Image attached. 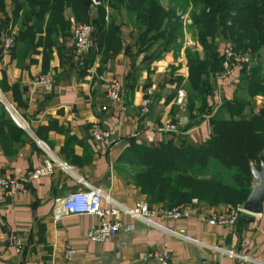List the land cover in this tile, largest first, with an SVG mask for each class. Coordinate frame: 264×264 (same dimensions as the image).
Listing matches in <instances>:
<instances>
[{
	"label": "crops",
	"instance_id": "0c3cea01",
	"mask_svg": "<svg viewBox=\"0 0 264 264\" xmlns=\"http://www.w3.org/2000/svg\"><path fill=\"white\" fill-rule=\"evenodd\" d=\"M3 3L0 35L5 28L15 36L22 10L13 22V1ZM99 3L100 0L94 2ZM104 7L106 23L114 22L120 40L115 54L104 61L103 53L86 59L74 54L70 33L58 36L47 61L42 46L33 53L17 48L14 57L3 55L0 48V90L19 112V119L14 120L0 109V114L16 126L0 120V176L10 174L27 185L26 191L15 195L0 189V264H158L147 253L161 247L168 252V264H255L230 259L213 251L214 245L264 262V213H241L231 229L208 224L213 211L226 210L222 204L210 207L195 201L188 206L186 219L170 220L160 214L153 217L160 225L197 239L199 244L140 222H135L133 232H121L100 242L87 241L86 229L97 218L85 210L86 195L77 194L68 214L54 218L56 199L81 189L75 176L108 191L124 205L135 206L145 195L126 181V168L117 162L128 138L157 145L171 137L160 126L177 120L181 125L177 138L196 144L205 142L211 133V116L239 89L238 70L227 79L216 78L207 98L209 107L192 123L188 113L175 102L179 87L176 80L181 77L184 83L186 77L183 41L177 52L158 51L157 43L146 48L140 44L142 29L134 17L124 8L114 11L106 2ZM92 15L94 18L95 9ZM64 17L70 22L75 20L69 8ZM37 35L43 36L44 32ZM173 69L176 70L171 73ZM41 73L52 75V91L45 92L34 82ZM112 77L125 84L121 109L108 106L105 85ZM143 101L148 105L146 113L140 112ZM253 102L252 113L264 109V96H257ZM222 116L226 118L227 114ZM92 122L108 130L106 141L93 140ZM39 141L47 144L50 156L66 162L73 174L67 175L56 165L52 175L31 178V171L46 156ZM152 206L157 212L162 208L161 203ZM15 239L21 240L20 252L15 249ZM66 246L74 249L70 260L65 258Z\"/></svg>",
	"mask_w": 264,
	"mask_h": 264
},
{
	"label": "trees",
	"instance_id": "16d2710c",
	"mask_svg": "<svg viewBox=\"0 0 264 264\" xmlns=\"http://www.w3.org/2000/svg\"><path fill=\"white\" fill-rule=\"evenodd\" d=\"M3 1L0 0V8L4 7ZM12 1L15 6L13 22L18 18V11L22 10L20 28L10 52L13 57L17 48L33 53L37 46H42L43 58L49 60L58 36L70 32L71 22L64 17V11L69 8L76 22L90 21L93 25L95 48L86 57L103 53L104 61L120 46L117 27L112 20L106 23L104 18L105 2L109 9L120 11L124 8L135 18V23L142 29L140 44L145 47L157 43L158 51L171 49L176 33L182 31V21L174 9L164 8L159 0H100L96 5L92 0ZM191 1L198 6L191 16L203 51V56L196 50L186 52V112L193 123L209 107L207 98L213 89L208 80L210 73H221L223 69L222 56L214 47V38L220 34L234 50L257 52L264 46V0ZM94 9L95 19L92 17ZM41 32H44L43 36L37 35ZM239 79L238 85H245L248 97L264 96V68L260 64L253 63L248 72L241 70ZM181 80V77L177 78L176 86ZM236 93L211 116V133L205 142L196 144L169 137L157 145H147L135 137L128 138V145L117 161L126 168V181L143 193L150 204L161 203L164 208L189 206L195 200L211 207L219 203L227 206L242 204L253 183L250 165L254 163L259 169V154L264 151V109L257 113L251 111L245 116L243 112L248 102L238 99ZM0 106L6 113V109ZM176 111L177 106L172 108L173 113ZM224 113L226 118L222 116ZM0 120L14 126L3 114H0ZM220 167L230 171V183L220 176ZM214 169L218 171L216 174H213ZM207 173L211 176L205 177Z\"/></svg>",
	"mask_w": 264,
	"mask_h": 264
},
{
	"label": "built area",
	"instance_id": "2783aa9c",
	"mask_svg": "<svg viewBox=\"0 0 264 264\" xmlns=\"http://www.w3.org/2000/svg\"><path fill=\"white\" fill-rule=\"evenodd\" d=\"M70 35L72 36L74 54H76L78 57L85 58L86 55H88V53L95 48L93 25L90 21L76 22L72 20L70 26ZM0 38V48L2 54L9 55L16 39L14 34L9 32L8 29L4 28L1 30ZM219 50L222 56L221 67L223 69L221 73L218 74L217 79H227L230 77V75H232L234 70H238L239 72L241 70H246V72H248L252 68L255 58L249 49H245V51L234 50L231 45L227 43L219 47ZM52 78L53 77L50 73H41L36 77L34 82L36 85L42 87L45 92H50L52 91ZM105 88V95L109 102L108 106H111L112 108L118 107V109L123 108L122 101L124 88L122 81L116 77L109 78L106 82ZM183 96L184 92L179 90L176 97V102L181 104ZM0 104L6 109V111L14 120L19 119L18 109L7 100L5 94L1 90ZM140 105L141 113H146L148 111V105L146 101H143V103ZM106 107L107 106H104L102 109L105 110ZM91 124L93 140L97 142L106 141L109 136L108 130H105L98 122H92ZM178 127L179 122L173 123L166 121L159 129L164 132L176 133ZM39 143L42 146L46 156L43 159V163L31 171V178L36 179L39 176L52 175L54 166L56 165L59 166V168L67 175L70 176L73 174L72 169L66 162L56 160L54 157L49 155L50 150L46 143L42 141H39ZM75 180L80 185L81 189L76 192L68 193L63 198L56 199L58 202L55 206L57 211L55 212L54 218H59L64 214H68L67 212L70 202L77 196V194H79V197L81 195H86L87 205L85 210L97 218V221L92 222L86 229L87 231L85 238L87 241L100 242L121 232H133L135 229V222H140L149 227L168 232L175 238H180L194 244L200 243L197 239H194L181 232H177L176 230L168 228L165 225H160L153 219V217L157 214H160V216L170 220L186 219L189 217L188 206L178 205L171 208L162 207L160 211L157 212V210L153 208L147 199L143 197V199L139 200L135 206L131 207L117 201L108 191L106 192L102 188L88 183L81 176H75ZM1 188L5 191H8L12 195H15L26 191L27 185L22 179H17L10 174H3L0 176V189ZM241 213H246L243 208H241V204L226 208L224 211H213L210 217L207 218V223L210 225L215 224L227 229H231L234 227L236 220ZM262 213H264V209ZM20 248L21 240L15 239V249L20 252ZM65 248V258L70 260L73 256L74 249L70 248L69 246H66ZM211 249L226 255L230 259L233 258L243 263L264 264V262L258 261L255 258L251 256L249 257L246 254L234 249L227 250L223 247L215 245L214 247H211ZM147 255L155 263L168 264V252L162 247L160 249H152L147 253Z\"/></svg>",
	"mask_w": 264,
	"mask_h": 264
},
{
	"label": "rangeland",
	"instance_id": "374dc122",
	"mask_svg": "<svg viewBox=\"0 0 264 264\" xmlns=\"http://www.w3.org/2000/svg\"><path fill=\"white\" fill-rule=\"evenodd\" d=\"M159 2L161 3V5L164 8H166L168 10L174 9L175 15L179 16L180 20L182 21L181 34H179V32L176 33L178 35H177L176 41L174 42V44H172L171 49L173 51H176V49L179 48L180 44H182V41L185 44L183 51H185L184 61H185L186 77L184 78V83H181V81H180V83L178 85L179 87L177 88V91H176L178 94V91L182 90L184 92V96H183V100H182L181 104L177 103L176 100H175V102L179 106H182V108L186 111V101H187V95H188L187 94V86H186V83H187L186 79L188 76V69H187L188 64H187V55H186L187 53L186 52L191 53L192 51L196 50L199 52L200 56H203L202 47L197 41V33L195 30V26L193 25V18L191 16L193 12H196L198 10V6H195L191 0H159ZM228 42L229 41L228 40L226 41L224 38H222V36L220 34L216 35V37L213 40L214 47L217 51H220L219 47H221L223 44H227ZM228 44H230V43H228ZM251 53H252L253 57L255 58L254 64L257 62V64H260V67L264 68V46L260 47L257 52H254V53L251 52ZM175 70L176 69L171 70V73L174 72ZM218 74L219 73H217V72L216 73H210V75L208 77L210 86H212V83H214V80L217 78ZM238 87H239V90L236 93L239 96L238 99H241V100L248 102V105L246 106L245 111L243 112V114L246 116V115H249V113L251 112L252 105L254 104L253 101L255 98H257V96L252 97V98L250 96L248 97L247 96L248 93L245 92V85L243 83H241V86L238 85ZM177 94H176V97H177ZM140 112H141V108H140ZM179 126H180V123H179ZM177 132H178V130L176 131V133ZM176 133H170L171 137L173 139L177 138ZM215 169L213 170V172H215L213 174H216L218 172ZM219 171L221 173L220 176L226 182L230 183V178H229V176L231 174L230 171L226 170L222 167H220ZM208 173H212V172L208 171ZM208 173L205 175V177L211 176ZM145 198L147 199L146 196H145ZM197 202H200V203H203V204L209 206V204H207L205 202H202V201H197ZM218 205H220V203ZM222 205H224V204H222ZM185 206H188V205H185ZM224 206H226V208L231 207V206H227V205H224Z\"/></svg>",
	"mask_w": 264,
	"mask_h": 264
},
{
	"label": "water",
	"instance_id": "95a60500",
	"mask_svg": "<svg viewBox=\"0 0 264 264\" xmlns=\"http://www.w3.org/2000/svg\"><path fill=\"white\" fill-rule=\"evenodd\" d=\"M93 1L96 3L99 2V0ZM259 159V169L256 168L254 163L250 165L254 182L251 185L248 196L241 204V208H243L246 213L261 214L264 209V151L259 154Z\"/></svg>",
	"mask_w": 264,
	"mask_h": 264
}]
</instances>
